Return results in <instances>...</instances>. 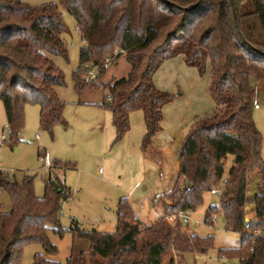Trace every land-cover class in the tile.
Masks as SVG:
<instances>
[{"label":"trees","instance_id":"obj_1","mask_svg":"<svg viewBox=\"0 0 264 264\" xmlns=\"http://www.w3.org/2000/svg\"><path fill=\"white\" fill-rule=\"evenodd\" d=\"M76 19L83 40L80 63L74 70L75 88L81 92L87 65L97 70V80L121 57L130 65L126 76L104 82V105L112 112L116 140L130 130V115L141 110L146 132L142 147L151 145L161 130L163 107L174 95L153 83L156 69L167 57L186 53L189 63L210 64V95L215 111L198 119L186 135L179 154L174 199L164 204L166 215L197 211L205 195L221 188L219 203L209 204L205 222L222 214L226 228L240 234L237 246L219 248V254L239 264H264V158L263 135L253 111L256 81L264 72V0H59ZM66 31L63 14L54 2L31 6L21 0H0V100L10 129V141L20 140L25 127V107L40 106V125L52 137L55 126L68 128L66 102L57 87L65 84L55 57L68 58L61 37ZM233 163L225 177V158ZM44 153L40 152V156ZM72 167L56 159L44 195L35 193L34 175L17 181L0 173V194L11 201L5 210L0 198V264H21L28 244L40 243L46 253L58 247L48 230L62 236L61 208L72 189L59 173ZM255 171L254 176L251 172ZM212 194V193H211ZM116 230L81 228L74 236L89 242L88 249L73 250L68 264H176L174 252L206 253L214 235H200L178 217L175 225L162 217L144 225L127 197L118 201ZM258 229L259 234L248 231ZM34 264H61L35 255Z\"/></svg>","mask_w":264,"mask_h":264},{"label":"rangeland","instance_id":"obj_2","mask_svg":"<svg viewBox=\"0 0 264 264\" xmlns=\"http://www.w3.org/2000/svg\"><path fill=\"white\" fill-rule=\"evenodd\" d=\"M21 1L31 6L54 2L63 14L66 31L61 37L67 46L68 58L57 56L55 60L64 73L65 84L58 86L57 92L67 103L64 117L68 128L56 125L52 137L40 125V106L28 104L20 140L12 143L5 107L0 100V173H9L19 182L25 174L34 175L35 193L41 197L51 176L40 152L47 153L51 162L60 159L72 165L60 173L72 189V196L63 202L61 208V224L66 230L62 236L48 230L49 240L58 251L46 253L42 244L31 243L25 247L21 260V264H34L35 255L43 252L49 259L68 264L67 258L73 250L89 247L88 241L74 236L70 229L74 226L73 219L81 228L113 232L116 230L118 201L128 196L131 190L129 197L138 199L132 205L143 223L152 225L166 216L164 201L159 197L175 186L182 143L194 122L211 116L216 109L209 91L210 64L206 62L201 68L195 62L189 63L186 53L179 51L164 59L156 69L152 77L154 85L162 92L173 94L174 98L163 107L161 130L151 143L153 149L145 151L147 148L142 147L146 130L143 112H132L130 130L123 139L116 140L112 112L103 103L108 94L104 82L126 76L130 70L125 57L113 63L97 80L87 82L84 79L93 85L78 92L73 72L79 66L80 48L84 42L76 19L59 0ZM256 86L260 107L254 109L253 117L263 135L264 158V72L257 79ZM233 159L232 154L225 158V177ZM254 172H251L252 177H255ZM0 198L5 210H10L9 194L3 191ZM219 199L218 194L207 193L204 203L187 222L189 228L200 235L213 234L214 246L206 253L174 252L176 264H239L237 259L222 257L219 248L237 246L240 234L226 228L222 214L213 216V225L205 222L209 204L219 203Z\"/></svg>","mask_w":264,"mask_h":264},{"label":"built area","instance_id":"obj_3","mask_svg":"<svg viewBox=\"0 0 264 264\" xmlns=\"http://www.w3.org/2000/svg\"><path fill=\"white\" fill-rule=\"evenodd\" d=\"M96 77H97V70L95 68L89 67L87 65V72H86V74L84 76L85 81L91 82V81L95 80ZM254 106H255V108H259L260 107V102H259L258 97H257V87H256V92H255V98H254ZM9 133H10V129H9ZM2 137H4V135H2ZM43 160H44V163L47 165V168H49L50 165H51V161H50L49 156L47 155V153H45L43 155ZM221 192H222V189L218 188V187H215V188H213L211 190L212 194L220 195ZM173 203H174V199L173 198H171V197H165L164 198V204H166L167 206H170ZM192 215H193V212L191 210L181 211V212H179L178 215H171V216L167 215L166 216V220L170 224L175 225L176 220H177L178 217L182 218V220L187 222L189 220H192ZM195 221H196V223H199V220H195ZM246 228L248 229V231H251L254 234H259V230L258 229H251L249 225H247Z\"/></svg>","mask_w":264,"mask_h":264},{"label":"crops","instance_id":"obj_4","mask_svg":"<svg viewBox=\"0 0 264 264\" xmlns=\"http://www.w3.org/2000/svg\"><path fill=\"white\" fill-rule=\"evenodd\" d=\"M131 114H132V113H131ZM130 116H131V115H130ZM143 119H144V115H143ZM144 122H145V121H144ZM114 127H115V126H114ZM145 127H146V126H145ZM145 129H146V128H145ZM115 132H116V129H115ZM145 132H146V130H145ZM145 132H144V134H145ZM144 134H143V136H144ZM142 140H143V137H142ZM151 149H153V148H152L151 145H149V146L147 147V149H145V151H149V150H151ZM70 168H71V167H70ZM178 170H179V158H178ZM58 171H59V173H61L62 169H59ZM49 174H50V176H52L50 172H49ZM60 175H61V174H60ZM61 176H62V175H61ZM160 176H161V179L164 180V173H163V171L160 172ZM62 177H63V176H62ZM131 192H132V190H131L128 194L130 195ZM166 194H167V193H164V194L162 195V197H159L160 200H161L162 202L164 201V198L167 197ZM129 195L126 196V197L128 198V200H129V202H130V204H131V206H132V208H133L134 205H132V204L138 202V199H135L134 196H133V197H129ZM163 205H164V202H163ZM133 209H134V208H133ZM134 211H135V209H134ZM135 212H136V211H135ZM136 214H137V212H136ZM137 216H138V214H137ZM166 216H167V215H166ZM166 216H165L164 218H166ZM138 217H139V216H138ZM139 219H140V218H139ZM73 220H75V219H73ZM116 222H117V219H116ZM143 224L146 225L145 223H143ZM147 226H149V225H147Z\"/></svg>","mask_w":264,"mask_h":264}]
</instances>
